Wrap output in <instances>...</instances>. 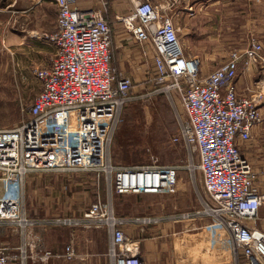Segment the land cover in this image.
<instances>
[{
    "label": "built area",
    "instance_id": "obj_1",
    "mask_svg": "<svg viewBox=\"0 0 264 264\" xmlns=\"http://www.w3.org/2000/svg\"><path fill=\"white\" fill-rule=\"evenodd\" d=\"M131 1L130 12L117 18L144 54L154 48L150 80L179 96L184 115L173 140L183 141L190 155L198 156L187 167L193 177L196 168L201 171L203 212L229 229L235 252L243 255L245 264H264V230L250 223L259 217L264 193L255 185L257 174L240 151V143L263 120L259 107L264 91L242 94L236 84L242 58L243 68L258 62L264 68L263 44L252 35L244 51H235L206 73L198 54L185 53L165 5ZM179 1L171 0L169 7ZM55 2L58 30L45 35L58 48L49 65L35 68L42 88L28 107L27 119L0 127V223L16 225L24 237L31 236L37 224L43 226L25 208V177L31 171L95 170L118 193H172L179 186L181 165L113 162L108 154L113 128L133 85V79L112 62L113 21L99 8L78 7L76 0ZM83 217L108 228L114 264H143L111 200L98 198ZM19 249L0 244V264H27V250ZM30 255L47 262L56 253L45 248ZM61 255L67 260L77 256L72 240Z\"/></svg>",
    "mask_w": 264,
    "mask_h": 264
},
{
    "label": "crops",
    "instance_id": "obj_2",
    "mask_svg": "<svg viewBox=\"0 0 264 264\" xmlns=\"http://www.w3.org/2000/svg\"><path fill=\"white\" fill-rule=\"evenodd\" d=\"M153 2L166 6L167 13L174 19L185 53L198 54L206 73L225 61L237 48L248 46L251 35H255L263 44L264 55V0H180L170 7L171 0ZM76 5L83 9L99 8L113 21V64L132 79L146 77L148 64L153 68L154 48L149 47L147 55L144 54L140 43L117 18L130 12L132 1L76 0ZM56 11L55 0H6L1 5L0 63L13 64L4 71L15 75L18 72L16 68L24 69L27 58L33 60L35 56L37 59L41 53L44 64L47 63L45 65L52 62L56 52L50 55L49 41L39 42L40 38L36 35L37 31L50 30L57 25ZM17 23L21 26L18 24L15 28ZM232 49L235 51L231 52ZM242 51L244 49L239 52ZM244 59L240 61L241 67L236 78L239 92L255 94L264 91V68L261 62L243 68ZM259 108L263 120L252 129L250 138L240 143V151L257 174L255 185L264 193V98ZM186 149L187 156H190ZM191 176L186 165H181L176 192H132L134 197L126 202L114 203L120 213L118 215L124 218L122 227L137 247L142 263L245 264V258H237L229 229L212 214L203 212L202 195L198 190L202 184H194L189 179ZM69 178L71 186H82L83 180ZM53 183L56 180L49 182V188ZM110 191L118 193L112 188ZM53 196H57L56 193L53 192L51 199ZM79 204H82V200H79ZM261 207L262 216L259 211V217L250 223L264 230L263 203ZM85 209L86 206L79 211L78 216L67 217L71 221L64 224L58 221L61 217L49 218L53 222L51 225L67 226V242H74L77 256L71 260L53 257L47 264H114L109 252L111 242L108 228L98 225L95 220L84 218ZM36 219L39 224H46L43 223L44 219ZM63 250L64 247H61L54 251Z\"/></svg>",
    "mask_w": 264,
    "mask_h": 264
},
{
    "label": "rangeland",
    "instance_id": "obj_3",
    "mask_svg": "<svg viewBox=\"0 0 264 264\" xmlns=\"http://www.w3.org/2000/svg\"><path fill=\"white\" fill-rule=\"evenodd\" d=\"M4 2L6 0H0V8ZM57 12L56 15L58 16ZM18 24L15 25V28ZM19 25L21 26V24ZM57 30L56 25L50 30L37 31L36 37L40 38L39 42L49 41L50 55L57 51L58 44L47 37L45 32L56 34ZM113 43L114 37L112 39V51L114 50ZM246 47L247 45L243 48H237L236 51L239 52ZM232 51L234 52L235 49ZM43 60L42 53L37 59L35 56L33 60L27 58L23 64L24 69L16 68L18 72L15 75L4 71L13 64L0 63L2 66L0 68L2 70L0 73V127H13L28 118V107L34 96L42 88V81L36 76L35 68L42 66ZM14 65L18 66L17 63ZM146 71V77L133 79L130 98L118 112L108 154L110 153L113 162L125 165L157 162L160 164L178 163L187 167L189 163L195 164L198 161V156L196 154L187 156V147L181 141L173 140L174 135L178 133L180 116L184 115L179 96L176 93L161 90L150 80L153 73L152 65L148 64ZM200 176L201 171L196 168L194 177L191 176L189 179H192L194 184L199 185L201 183ZM69 177L77 181L83 180L82 186L78 184L71 186ZM54 180L56 183L51 184L52 187L49 188V182ZM108 185L107 179L103 175L99 176L95 170L31 171L25 177V208L28 215L34 219L56 217L63 219L69 216H78L83 207L86 206L87 208L100 197L110 199L113 206L116 201L126 202L127 199L134 197L132 192L111 193V187L108 188ZM198 187L202 195V187ZM53 192L57 196H53L51 199L50 196ZM79 200H82V204H79ZM114 209L117 214H120L116 207ZM261 213L260 209V216H262ZM51 224L53 222L49 221L43 226L37 224L31 236L24 237L21 229H17L16 225L0 223V243H11L9 245L17 251L20 250L19 246H23L29 255L27 264L50 263L51 260H49L50 262L40 261L37 256L32 257L30 253L33 254L37 250L45 248L54 251L65 247L68 243L67 226ZM60 224H64V222ZM54 252L56 255L53 257L65 259L61 255L63 251ZM237 258L242 259L244 257L241 253H237Z\"/></svg>",
    "mask_w": 264,
    "mask_h": 264
}]
</instances>
